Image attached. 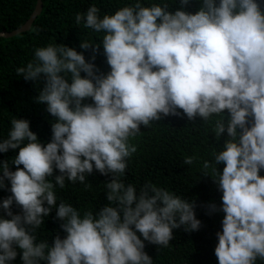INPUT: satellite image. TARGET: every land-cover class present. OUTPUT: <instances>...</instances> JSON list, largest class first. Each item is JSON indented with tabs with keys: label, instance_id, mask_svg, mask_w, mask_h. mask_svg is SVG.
Masks as SVG:
<instances>
[{
	"label": "clouds",
	"instance_id": "9594fccd",
	"mask_svg": "<svg viewBox=\"0 0 264 264\" xmlns=\"http://www.w3.org/2000/svg\"><path fill=\"white\" fill-rule=\"evenodd\" d=\"M179 2L187 5L189 0ZM98 11L90 6L75 20L105 33L100 44L110 66L107 74H97L94 63L63 44L37 48L35 61L17 69L26 80L45 77L37 100L47 105L55 122L46 144L20 118L11 120L8 137L0 140V153L18 148L12 164L23 165L12 171L7 161L0 163V188L7 180L11 192L0 201L10 217L0 215V264H11L17 247L23 264H153L145 241L167 246L173 229L198 230L201 221L193 202L154 185L138 194L133 185L116 178L136 151L129 138L141 125L180 115L178 109L189 120L229 113L214 126L217 137L225 131L229 137L214 154L215 164H224L222 172L215 169L224 216L214 251L218 264L264 260L261 0H202L194 14L169 11L167 4L141 6L139 0L102 19ZM86 98L93 103H83ZM184 163L191 165L193 158ZM203 166L207 169L208 162ZM94 168L112 174L107 199L116 206H104L96 217L91 212L81 217L61 202L56 215L66 236H57L51 246L35 243L32 230L57 206L53 184L46 178L59 170L55 183L63 188L65 178L83 182ZM14 202L22 215L11 211Z\"/></svg>",
	"mask_w": 264,
	"mask_h": 264
},
{
	"label": "trees",
	"instance_id": "16d2710c",
	"mask_svg": "<svg viewBox=\"0 0 264 264\" xmlns=\"http://www.w3.org/2000/svg\"><path fill=\"white\" fill-rule=\"evenodd\" d=\"M37 3L38 0H0V33H11L24 26L34 14ZM136 3L137 0H42V12L29 31L0 38V140L8 137L11 120L20 118L30 122L31 130L42 144L51 142L55 118L47 112V105L37 100L46 79L41 75L39 80H26L23 74L17 73L18 68L35 61V50L50 44H63L83 54L86 62L94 63L97 74H107L110 66L100 44L105 33L84 27L83 21L77 24L75 17L85 14L90 6L95 5L102 19L104 15H113ZM139 3L146 7L167 4L169 11L183 9L194 14L201 7L202 0H189L187 5H181L179 0H139ZM261 7L264 8V0H261ZM82 42L92 46L82 49ZM96 45L99 48L94 52ZM81 75L86 74L82 72ZM83 103L93 101L86 98ZM178 111L180 115L162 116L158 121L140 126L139 132L128 141L136 151L126 158L124 174H117L116 178L125 186L133 185L138 194L146 185H154L194 204L196 217L201 221L198 230L186 231L184 226L173 229V238L167 246L145 241L144 250L153 264H218L214 250L218 243L217 233L222 231L224 213L220 210L222 192L215 180V169L222 172L224 164L216 165L214 154L223 149L229 137L226 131L217 137L214 126L217 120L227 119L229 113L225 110L224 114H214L204 121L200 117L189 120L182 109ZM251 122L249 117V126ZM18 151L17 148L0 153V163L7 161L12 171L22 168L23 165L12 164ZM187 157L193 158L191 165L184 163ZM205 161L209 164L207 169L203 166ZM259 174L264 176V169ZM56 175L60 172L54 169L53 175L46 179L53 184L57 206L52 207L42 223L32 230L35 243L44 242L50 246L57 236H66L61 227L63 221L56 215L61 202L73 206L81 217L86 212L96 217L104 206H116L107 199L109 190L106 184L113 179L111 173L105 175L94 168L85 174L83 182L65 178L63 188L55 183ZM5 185V188H0V201L11 195L7 180ZM211 205H215V210ZM11 211L22 215L21 206L15 202ZM0 215L10 218L3 209H0ZM16 251L17 256L11 264H23L22 250L17 247ZM41 264H46V261H41ZM256 264H264V260L257 258Z\"/></svg>",
	"mask_w": 264,
	"mask_h": 264
},
{
	"label": "water",
	"instance_id": "95a60500",
	"mask_svg": "<svg viewBox=\"0 0 264 264\" xmlns=\"http://www.w3.org/2000/svg\"><path fill=\"white\" fill-rule=\"evenodd\" d=\"M42 9H43L42 0H38L35 12L31 16V18L27 21V23L24 26H22L21 28H19L18 30H15L11 33H7V32L0 33V38H2V37L10 38V37H14L20 33L29 31L31 29V26H32L34 20L36 19V17L41 14Z\"/></svg>",
	"mask_w": 264,
	"mask_h": 264
}]
</instances>
